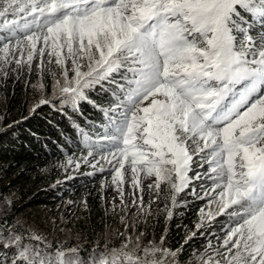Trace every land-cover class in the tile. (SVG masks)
Returning <instances> with one entry per match:
<instances>
[{
    "label": "snow or ice",
    "instance_id": "obj_1",
    "mask_svg": "<svg viewBox=\"0 0 264 264\" xmlns=\"http://www.w3.org/2000/svg\"><path fill=\"white\" fill-rule=\"evenodd\" d=\"M5 3L0 17L9 11L19 17L0 23L8 29V35L0 36L5 60L11 47H20L22 41L28 51L26 58L21 53L18 65L30 66L39 57L43 66L47 52L49 63L54 60L65 79L60 91L74 104L87 99L85 88L102 81L116 85L114 100L101 109L107 120L100 136L104 143L95 145L119 165L113 183L124 182L127 165L134 188L140 186L143 173L144 178L156 177L149 188L158 190L166 180L179 193L189 183L193 154H202L213 181L204 195L215 194L217 215H227L232 225L221 245L224 251L214 249L215 255L223 264H264V0ZM255 25L257 36L249 34ZM189 140L195 145L193 154ZM173 174L177 182H172ZM27 238L44 247L25 244L19 233L0 236V264H163L124 251L127 243L111 253L96 254L94 249L85 262L78 248L50 251L52 245L33 230ZM13 248L15 256L9 260L3 250ZM135 251L145 257H175L180 250L141 247L137 237ZM201 259L203 264H221L211 256Z\"/></svg>",
    "mask_w": 264,
    "mask_h": 264
},
{
    "label": "trees",
    "instance_id": "obj_2",
    "mask_svg": "<svg viewBox=\"0 0 264 264\" xmlns=\"http://www.w3.org/2000/svg\"><path fill=\"white\" fill-rule=\"evenodd\" d=\"M42 20L41 18V23ZM258 30L259 25H255L249 34L257 36ZM1 90L9 106H6V124L0 126V193L17 189L20 201H29L36 210L40 207L48 208L45 211V217L48 218L54 214L55 210L49 208L53 207L59 193L76 181L67 173H62L58 163L63 156L73 155L80 150H104H98L95 146L104 143L98 140L104 134L102 126L107 123L101 109L109 107L114 100L112 92L116 91V85L104 81L87 90V99H79L75 104L59 107L55 103L41 101L28 106V98H33V91L23 73L16 77H6ZM84 177L85 179L78 178L81 184L73 190L78 200L87 202L85 216L82 214L79 219L84 228L81 229L80 236L84 239L72 237L70 243L74 241L76 246L73 243L66 246L63 242L65 239L57 237V231L47 230L51 228L50 223L43 224L47 229L39 226L37 230L42 231L45 240L52 245L50 251L54 252L57 248H78L79 257L87 262L93 256L94 249L99 254L106 252L105 245L110 246L111 235L107 229L111 227L113 215L104 203L100 185L92 183V176ZM159 197L154 202L155 209L149 215L145 231L157 232L159 241L163 237L161 242L164 247L172 251L179 249L176 257L181 264L193 260L194 264H203L199 259L204 258V251L210 247L208 243L215 237V232L223 222L230 223L228 216L219 215L216 227H211L200 220V198L196 199L183 192L179 197L176 196L175 200H180L173 207L172 199L160 200ZM13 211L6 204L2 208L0 205V233L11 230L28 237L29 230H35L27 227L25 222L22 225L12 224L9 214ZM169 211L172 213L170 217ZM222 237L213 247L219 245ZM30 243L34 245L39 242L33 240ZM3 251L7 253L9 260L15 256L14 248Z\"/></svg>",
    "mask_w": 264,
    "mask_h": 264
},
{
    "label": "rangeland",
    "instance_id": "obj_3",
    "mask_svg": "<svg viewBox=\"0 0 264 264\" xmlns=\"http://www.w3.org/2000/svg\"><path fill=\"white\" fill-rule=\"evenodd\" d=\"M0 5L5 7L7 6L5 0H0ZM18 18V16H15L11 11H9L5 17H0V23H2L5 19L11 20ZM26 18L28 20L32 19V17ZM6 35H8V29L0 28V36ZM3 42L4 41H0V48H2ZM13 45H15V38H13ZM42 46L43 45L41 42L38 44V49ZM27 51V43L23 41L20 47H11V52L7 55L6 60L4 58L5 54L0 51V126H2L3 123L6 124V106H9L5 99L6 96L1 90V87L2 84L5 83V78L9 76L16 77L17 75L23 73L24 78L27 80V84L30 85L33 91V98H28V106L32 104L36 105L42 100H46L51 104L55 103V106L57 107L66 104H74L72 97L69 94H64L60 91V88L65 86V79L63 75H61V69L55 65L54 60L52 63H49V60L52 58L47 55V52H45L43 57V66L40 65L39 57L34 58L30 66L27 64L18 65L16 63V60L20 59L21 53H23L26 58ZM69 68H71L70 62ZM82 70L87 71L86 68ZM72 76L73 73L70 70L68 73L69 79H71ZM113 76L114 78L119 79L117 74L114 73ZM57 80L60 82L59 84L56 83ZM103 82L104 81L101 83ZM101 83L94 84L92 86L94 87L101 85ZM91 87L84 89V95L86 97H88L87 90H89ZM78 100L76 102H78ZM98 138V140H100V137ZM188 145L189 153L193 154L195 145L192 144L191 140L188 141ZM90 151L92 152V155H89ZM201 155L202 154H193L191 167L187 173L189 183L187 187L183 188L182 191L175 193L169 182L166 180L161 182L160 188L158 190L155 187L149 188L148 185L154 184L156 177L152 176L144 178L143 173H141L140 186L134 188L130 183L131 173L127 165H125V168L122 170L124 172V182L118 186L117 184L113 183V176L115 175V168L119 167V165L116 160L112 159L111 156H108L107 150H80L73 155H64V158L58 163L62 169V173H67L76 181L72 185L73 187L68 186L69 188L59 193V197L56 198V202H54V205H52L53 207L49 208H53V210H55L52 216L48 218L45 217L47 214L45 211L48 208L40 207L36 210L32 207V204L29 203V201H20L18 198L19 191L15 188L0 193V205L2 208L3 204H6L9 208H11L12 211L14 210L13 213L9 214L12 224L14 223L15 225H22V223L25 222L27 227L33 228L35 232L44 236V233L42 231H38L37 228L40 226L44 229H47L43 224L46 223L47 225L48 222L50 223L51 228H48L47 230H52L55 232L57 231V237L65 239L63 242L66 243V246L72 243V245L76 246L74 241L70 243V239L72 237H76L78 240L84 239L80 236L82 231L81 229L84 228L79 219L82 214L85 216L84 210L87 208V202L78 200L73 190L76 189L75 186L79 185V183L81 184L80 179H85V175H90L93 178L92 183L100 185L101 191H103L101 196L104 198V203L109 207L108 209H110L113 215L111 227L110 229H107L111 235L109 239L110 246H107L106 249L107 253H111V250L113 249H121L122 244L127 243L128 246L126 249H124V251H131L134 253V255H139L142 260L151 261L155 259L163 260V264H181V262L178 261L176 257L177 255L173 257L171 255L163 256L161 253H156L155 256L149 255L145 257L142 251H135V243L137 237H139L141 247H151L153 245H157L163 249H168L163 246L161 241H159L158 238L160 237L157 232L153 231L151 233H147L145 231L149 215L151 211L155 209L154 202L156 200L158 201L159 195L160 200L172 199L173 195H175L176 199V196L179 197L183 192H187L196 199L200 198L201 206L199 214L201 222L206 225H211V227H216L215 224L220 219L219 215H217L218 206L213 202L215 194H213V196L204 195L205 191H207L212 186L213 181L208 178V175H210V173H208V165L205 164L200 158ZM105 156H107L106 159L103 158ZM69 161H71V163H69ZM109 161H111V163H109ZM101 168L103 169L102 171ZM78 178L80 179L78 180ZM172 182H177L175 174L172 176ZM141 189H143V191H141ZM141 197H143V204L140 203ZM179 200L180 199L178 198L176 202ZM209 212L212 213L211 217L208 216ZM18 221L20 222L19 224L17 223ZM231 226L232 225L229 222H223L221 228L215 232V237L212 238L210 243H208L211 249L208 247L204 251L203 260H207L208 257L211 256L213 259L221 260V264H223L222 257L215 255L213 250L220 249V251H224L221 245L225 237V232ZM12 232L13 231L11 230H5L4 232L0 233V236L8 237L10 234H12ZM54 236L56 237V234H54ZM220 237L222 238L221 242H219V245L213 247L216 245V242ZM129 240L131 242H129ZM31 241L33 240H29L27 237H25L24 243L29 244ZM149 242L152 243L150 244ZM40 246L42 247L44 244L40 243ZM65 259H68L67 254ZM199 260L202 261L201 259ZM194 263L195 260L187 264Z\"/></svg>",
    "mask_w": 264,
    "mask_h": 264
}]
</instances>
